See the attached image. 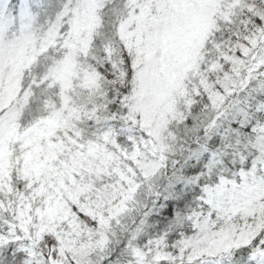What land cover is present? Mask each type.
<instances>
[{"label":"snow or ice","instance_id":"snow-or-ice-1","mask_svg":"<svg viewBox=\"0 0 264 264\" xmlns=\"http://www.w3.org/2000/svg\"><path fill=\"white\" fill-rule=\"evenodd\" d=\"M0 264H264V0H0Z\"/></svg>","mask_w":264,"mask_h":264}]
</instances>
